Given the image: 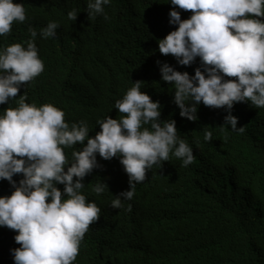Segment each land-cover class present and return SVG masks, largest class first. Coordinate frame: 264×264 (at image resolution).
Returning a JSON list of instances; mask_svg holds the SVG:
<instances>
[{"label":"trees","instance_id":"trees-1","mask_svg":"<svg viewBox=\"0 0 264 264\" xmlns=\"http://www.w3.org/2000/svg\"><path fill=\"white\" fill-rule=\"evenodd\" d=\"M18 2L27 19L13 22L11 32L0 36V46L27 41L29 26L35 28L44 70L22 85L16 98L0 104V111L15 107L25 94L27 103L61 108L69 124L87 121L94 135L98 119L122 115L115 101L132 81L141 80V91L160 102L161 119H174L177 135L193 148L194 160L186 167L171 154L161 167L154 164L119 209L110 202L128 189V176L119 157L104 160L97 154L101 167L83 178L82 191L101 213L73 264H264V108L234 103L232 114L242 133L227 125L221 131L227 114L222 107L200 103L196 120L180 116L174 89L161 80L157 64L166 61L190 75L199 66L198 57L184 66L158 49V40L177 27L168 23L169 9L176 6L167 0H110L103 14L89 19L87 0ZM72 9L78 11L75 21L67 19ZM177 10L181 19L191 14ZM50 20L60 27L54 37L43 39L39 30ZM206 130L213 133L210 141L203 139ZM101 180L108 189L96 194L92 186ZM12 190L0 179V195ZM15 234L0 226V264H13L10 250L20 246Z\"/></svg>","mask_w":264,"mask_h":264},{"label":"clouds","instance_id":"clouds-1","mask_svg":"<svg viewBox=\"0 0 264 264\" xmlns=\"http://www.w3.org/2000/svg\"><path fill=\"white\" fill-rule=\"evenodd\" d=\"M167 2L176 6L169 9L168 23L177 27L158 40L159 51L184 66L199 58L191 75L157 60L161 80L174 89L172 100L180 116L196 120L200 103L222 107L227 114L221 131L227 125L244 132L232 114L234 103L264 108V0ZM109 3L87 0V18L103 14ZM177 9L191 14L181 19ZM77 13L68 11L67 19L75 21ZM26 19L18 0H0V36L11 32L13 22ZM59 27L58 21L50 20L39 36L54 37ZM28 32L27 41L0 46V104L16 98L21 86L44 70L37 30L29 26ZM132 82L114 104L122 115L98 119L94 135H89L87 121L69 124L61 108L27 103L25 94L19 95L15 107L0 111V179L13 189L0 195V226L16 232L14 240L20 246L10 250L13 264H73L85 233L101 213L82 191L83 178L101 167L97 154L104 160L119 157L128 176V189L110 202L117 209L133 198L136 184L146 179L154 164L161 167L170 154L185 167L194 160L192 146L177 135L175 120H162L160 102L141 91V80ZM212 137L206 130L203 139ZM66 149H72L70 154ZM14 174L22 175L14 180ZM106 189L102 180L92 186L96 194Z\"/></svg>","mask_w":264,"mask_h":264}]
</instances>
